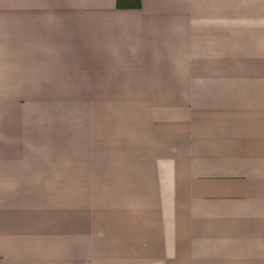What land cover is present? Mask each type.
<instances>
[{
  "label": "crops",
  "instance_id": "obj_1",
  "mask_svg": "<svg viewBox=\"0 0 264 264\" xmlns=\"http://www.w3.org/2000/svg\"><path fill=\"white\" fill-rule=\"evenodd\" d=\"M0 264H264V0H0Z\"/></svg>",
  "mask_w": 264,
  "mask_h": 264
},
{
  "label": "rangeland",
  "instance_id": "obj_2",
  "mask_svg": "<svg viewBox=\"0 0 264 264\" xmlns=\"http://www.w3.org/2000/svg\"><path fill=\"white\" fill-rule=\"evenodd\" d=\"M80 100H82L80 101V119H79L80 141H83V142H80V151L83 152V154H86L88 156H90L89 155L90 152L87 147V143H90L92 145L93 144L108 145L110 147H114L118 145L121 140L118 129H124L125 123L130 122L133 125L142 116L144 117L141 120L149 121V119H151L150 107L154 102V100H128L126 99V100L120 101L122 106H121L119 113H117L116 111L117 106H113V105H117L118 102L116 103L115 101L108 100V99H105V100L80 99ZM119 114L122 116H119ZM88 117L91 120L90 122H92V126L97 127L99 129L100 134L91 135L90 139H85L86 138L85 127H87ZM109 129L110 131L107 132V130ZM83 131H84V134H83ZM85 140H89L90 142H87ZM80 182L82 183V185L80 184V187H81L80 191L83 192L80 195V198L85 199L86 190L83 185L85 180L80 179Z\"/></svg>",
  "mask_w": 264,
  "mask_h": 264
}]
</instances>
